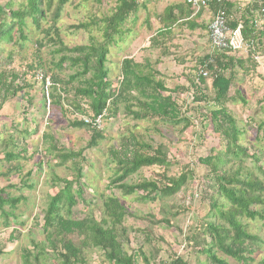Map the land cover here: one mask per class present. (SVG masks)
Wrapping results in <instances>:
<instances>
[{"label": "rangeland", "instance_id": "1", "mask_svg": "<svg viewBox=\"0 0 264 264\" xmlns=\"http://www.w3.org/2000/svg\"><path fill=\"white\" fill-rule=\"evenodd\" d=\"M163 1H152L150 12H160L165 4ZM115 2L68 0L54 25L52 17L57 0H53L50 10L40 21V29L50 30L48 36L36 30L30 19H25V41L13 33L14 43H0V70L15 74L18 78L16 85L20 87L15 95L4 100L3 93H0V190L3 189L10 197L21 199L11 211L16 224L12 223L13 218L10 217L6 226L0 217V264H20L21 251L32 250V243L43 241V211L48 197L58 191L52 178L75 181L72 190L82 185L85 203L80 202L72 209L73 219L80 220L90 211L99 221L103 200L111 196L119 201L128 213L123 223L126 230L124 250L128 255L136 253L135 264H168L176 256L187 264H211L205 255L192 249L191 242V238L202 231L200 226L203 222L214 220L212 214L215 213L209 207V196L213 193L212 181L207 177V169L198 160L214 154L223 157L229 154L228 147L213 132L206 116L211 110L210 78L207 77L205 84L200 87L208 102L196 101L195 98L200 95L190 87L203 58L216 53L207 39V27L211 19L197 20L201 29L194 31L178 25L173 29V36L169 40L165 39V46L153 49L150 40L158 23L145 17V11L139 7L138 12L126 21L122 39L114 37V43L108 47L106 68L112 86H116L121 78L120 64L123 59L147 64L158 72L154 79L160 80L164 88L171 91L162 93V96L171 97L178 110L179 123L163 122L156 118L135 120L127 113L126 106L131 105V112L138 111L139 107L134 101L121 102L117 105L114 117L104 113L100 121L97 131L103 139L95 147L85 149L91 130L85 127L72 128L70 123L89 115H81L71 107L72 92L66 95V101H60V107L54 106L50 98L49 102L46 100L42 84L35 80L38 71L45 73L49 81L52 74L67 81L75 72L67 63L60 71L56 69L55 64L60 55L54 53L56 46L48 39L54 36L52 26L57 29L61 42L67 48L88 45L90 36L100 41V33L94 29L85 32L74 30L72 26L109 16ZM7 3L12 10H16L25 5V0H2L0 5ZM250 7L243 0L233 2V8L228 11L227 24L262 32V45L257 48L254 43L257 61L247 59L244 55L239 57L243 60V68H235L229 92L231 100L225 106L241 131L239 144L247 150V154L261 156L259 166L264 170V137L258 129L264 120V15L255 12L249 14ZM195 19H190V22L194 23ZM2 20L0 18V23ZM252 21L254 27L249 24ZM39 41L44 47L37 49L35 43ZM162 56L166 58L160 60ZM76 85V82L70 83V86ZM14 86L13 89H16ZM81 106L86 111L84 101H81ZM183 119L188 120V127H184ZM44 135L53 139H46ZM132 138L151 148L163 146L168 165L142 168L124 182L137 184L143 180H153L163 185L165 181L160 180L159 176L175 178L190 171L191 177L177 194L151 202L141 200V192L123 196L120 191L111 188L109 182L114 177L116 163L110 152L129 146ZM78 152H81V156L75 160L63 162L58 157L60 154ZM7 154L14 158L5 160ZM231 163L235 165L234 169L238 168L237 165L240 167V177L250 176L264 185V176L251 159L241 158ZM78 169H81V178L77 182ZM5 209L9 210L7 206ZM255 210L264 212V205ZM240 222L247 233L258 237L260 241L254 247L252 262L248 264H260L264 258V220L243 218ZM216 256L227 264H241L220 253H216ZM85 262L109 264L103 254L95 250L85 253ZM43 263L57 264L51 255L43 259Z\"/></svg>", "mask_w": 264, "mask_h": 264}, {"label": "trees", "instance_id": "2", "mask_svg": "<svg viewBox=\"0 0 264 264\" xmlns=\"http://www.w3.org/2000/svg\"><path fill=\"white\" fill-rule=\"evenodd\" d=\"M67 1L57 0L52 17L54 25ZM52 2L53 0H25V5L16 10H12L9 3L4 6L0 5V18L3 19L0 23V43H14L13 33L18 35L21 41H25L26 36L23 33L26 27L25 19H30L36 30L48 36L50 30L40 29V21L44 18L46 11L50 10ZM232 6V3L223 5L212 3L208 8L215 12L222 7L228 17V11ZM139 7L138 0H116L109 16L72 26L74 30L89 32L94 29L100 33V41L90 36L88 45L65 47L59 38L57 29L52 26L54 36L53 38L49 36L48 39L56 46L54 53L60 55L55 64L56 69L60 71L67 63L70 69L75 70L67 81H62L57 74L51 75L52 88L48 96L54 106L60 107V101L62 99L66 101V95L72 92L73 99L69 103L71 107L81 115H89L86 118L91 120L104 113L108 117H114L118 103L134 101L139 110L131 112V105L127 104L126 111L135 120L156 118L163 122L179 123L178 110L171 97L162 96V93H171V91L164 88L160 80L154 79L158 72L152 70L147 64L141 65L132 59H123L120 64L121 78L116 82V86L113 87L108 78L109 71L106 68L108 47L114 43V37L122 39L126 21L138 12ZM176 8L178 9L176 17L173 16L174 7H167L163 11L159 20L160 28L150 40L151 48L165 46V39L169 38L171 29L180 23L190 31L201 29L198 24L188 20L194 17L188 7V11L185 13L182 12L181 7ZM253 8L254 11H252ZM256 9V6L253 5L248 13L257 12ZM249 24L253 25V21ZM228 26L236 27L235 24ZM251 30L246 26L242 28L243 37L245 40L253 41L255 46L260 48L263 34L260 31L252 32ZM35 45L37 49L44 47L40 41ZM200 65L198 73L205 71L207 77L210 78L211 110L206 116L212 125L213 132L228 147L229 155L223 157L220 154H214L198 160L207 169V177L212 181L213 193L209 196L211 202L209 207L215 213L212 214L214 220L203 222L200 226L202 229L200 234L191 238L192 249L194 248L199 254L205 255L211 264H227L224 260L217 258L216 253L241 264H248L252 262L251 256L255 252L254 247L260 241L258 237L245 231L240 219L264 220V212L255 210L256 207L264 205V185L256 178L240 177V167L237 165L238 168L234 169L235 165L231 161L248 158L258 166L257 169L263 176L264 170L259 166L261 156L247 154V150L239 144L241 131L225 106L231 100L229 92L235 76V68L242 69L243 60L216 52L213 55L205 56ZM36 73H40V71ZM198 73L195 81L190 82V87L200 95L199 98H195L196 101L207 100L208 102L207 97L203 96L200 91L206 78H202ZM43 75L45 76V73ZM17 80V76L12 72L0 70V93H3V100L19 91L20 87L15 82ZM72 82H76L77 85L70 86ZM13 86L16 89H13ZM56 86L59 87L56 89ZM81 101L85 102L86 111L83 110ZM182 121L184 127H188V120L183 119ZM70 126L72 128L85 127L91 130L90 139L85 149L95 147L103 139L100 132L91 129L81 120L71 122ZM258 129L264 137V120ZM43 137L49 140L53 139L48 135ZM132 140L129 146L110 152L112 160L116 163L114 177L109 182L111 188L117 189L123 196L141 192L143 195L141 200L151 202L157 198L171 197L177 194L191 177L190 171L175 178L166 179L164 176H159L160 180L165 181L163 185L153 180H143L137 184L124 182L142 168L168 165L163 146L151 148L133 138ZM80 156L81 152L60 154L58 157L64 162L75 160ZM13 158L14 156L10 154L4 157L8 161ZM77 171L76 181L78 182L81 178V169ZM52 182L58 187V191L55 195L48 197L43 211L41 226L43 241L32 243V250L23 249L20 255V264H44L43 259L49 255L57 264H85V253L91 250L101 252L109 264H135L136 253L128 255L123 246L124 241L126 242V230L123 223L128 217V213L116 198L110 196L103 200L99 221L93 217L90 211L84 214L82 219L76 220L71 217L72 209L80 202L85 203L82 199V185L76 187V190H72L75 181L52 178ZM20 201V198L10 197L3 189L0 190V217L3 219L4 225H8L10 217H12L11 211ZM6 206L9 210L5 209ZM12 218V223L16 224L15 218ZM15 232L17 231L15 230ZM138 254L141 256L140 252ZM168 264H187V262L176 256ZM260 264H264V258Z\"/></svg>", "mask_w": 264, "mask_h": 264}, {"label": "built area", "instance_id": "3", "mask_svg": "<svg viewBox=\"0 0 264 264\" xmlns=\"http://www.w3.org/2000/svg\"><path fill=\"white\" fill-rule=\"evenodd\" d=\"M239 0H183L184 4L192 12V16L197 15L202 10L208 9L212 3L226 4ZM248 5H255L257 14L264 15V2L263 0H243ZM207 39L212 50L218 53H222L229 57H235L239 59L242 55L247 58L258 60L256 52L254 51V42L251 40H245L242 34V27L237 25L235 28H229L227 25V16L224 8L217 9L213 15L210 23L207 27ZM202 78H207L205 71H199L198 73ZM35 80L40 82L43 87V93L46 100L49 102L48 90L51 89L52 84L49 79L41 73L35 75ZM102 116L97 117L94 120L89 118H81V121L91 129L98 130L100 127V121Z\"/></svg>", "mask_w": 264, "mask_h": 264}, {"label": "crops", "instance_id": "4", "mask_svg": "<svg viewBox=\"0 0 264 264\" xmlns=\"http://www.w3.org/2000/svg\"><path fill=\"white\" fill-rule=\"evenodd\" d=\"M152 1H156V0H138V3H139L140 8L143 11H145V13H146L145 14V17H147L149 20L151 19V20H154V22H157L158 23V26L156 27L153 36L157 32V30L160 28L159 20H160V16L163 15V11L165 10V8H167V7H174L173 16H175V17L178 15V9L176 7H181L183 9L182 10L183 13H185V11H188V9H187L186 5L184 4L183 0H164L163 2L165 4H164L163 9L160 12L152 13V12H150V9H151L150 8V4H152ZM232 8H233V6H232ZM213 13H214V11H212V10L210 11V9L208 8L206 10H202L197 15H195L192 18H189L188 20H190V19L194 20V18H196L195 21H194V23L197 24V20H199V19H204V18L212 19L211 17L213 15ZM185 21H183V22H185ZM181 24L182 23H180L178 25L181 26ZM178 25L174 26L171 29V34L168 36L169 38H167L168 40L173 36V29L176 28V27H178ZM163 58H166V57H161L160 60H162Z\"/></svg>", "mask_w": 264, "mask_h": 264}]
</instances>
